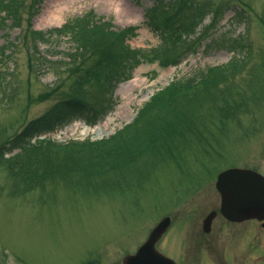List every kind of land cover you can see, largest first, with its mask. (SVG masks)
<instances>
[{"label": "rangeland", "instance_id": "374dc122", "mask_svg": "<svg viewBox=\"0 0 264 264\" xmlns=\"http://www.w3.org/2000/svg\"><path fill=\"white\" fill-rule=\"evenodd\" d=\"M7 1L13 16H4L0 7V147L15 142L5 158L18 152L15 138L27 124L58 101L74 96L87 108L46 137L57 143L103 140L132 123L172 81L228 66L234 53L243 60L211 90V100L180 111L187 119L171 141L112 184L106 178L87 185L75 176L27 178L18 167L1 164L0 264H121L147 237L161 209L183 198L194 179L237 161L245 166L257 160L264 171V0H185L205 17L195 36L183 38L190 47L177 49L180 65L166 68L148 54L164 45L149 22L161 8L153 9L154 0H68L60 16L44 23L39 19L48 0ZM89 12L109 29H137L126 44L147 53L127 81L100 92L109 107L95 103L99 94L92 84L76 85L93 60L90 51H76L69 37L53 31ZM239 14L245 23L238 22ZM127 86L132 90L124 93ZM213 197L215 192L207 202Z\"/></svg>", "mask_w": 264, "mask_h": 264}, {"label": "trees", "instance_id": "16d2710c", "mask_svg": "<svg viewBox=\"0 0 264 264\" xmlns=\"http://www.w3.org/2000/svg\"><path fill=\"white\" fill-rule=\"evenodd\" d=\"M154 3L153 9L156 6L161 8L150 14L149 22L152 31L162 37L164 45L148 51V54H152V60L159 67L179 65L183 57L177 58L176 51L190 47L183 38L198 33L196 29L203 22L205 13L185 0H154ZM9 4L7 0H0L4 16H13ZM237 18L239 23H245L242 14ZM107 26L89 12L67 22L57 32L69 37L76 51L82 54L90 51L93 60L76 79V85L81 88L85 84H92L99 94L95 103L102 102L109 107V98L100 92L127 81L147 53L132 50L126 44L129 38L136 35L135 28L110 30ZM36 35L44 38L47 33ZM242 60L234 53L228 66L201 71L184 81L171 82L153 94L132 123L103 140L85 139L65 144L50 139L38 140V136L73 121L87 108L82 100L74 96L58 101L43 115L29 122L19 134L16 154L5 158L15 141L0 147V165L5 163L8 167H18L27 178L36 174L43 178L75 176L82 185L94 179L106 178L108 184H112L111 180L116 175L123 177L143 156L155 154L158 148L171 141L175 128L183 125L180 122L187 119L184 115L180 116V111L211 100V90L225 82ZM33 137L36 138L35 142H31Z\"/></svg>", "mask_w": 264, "mask_h": 264}, {"label": "flooded vegetation", "instance_id": "af4514ba", "mask_svg": "<svg viewBox=\"0 0 264 264\" xmlns=\"http://www.w3.org/2000/svg\"><path fill=\"white\" fill-rule=\"evenodd\" d=\"M251 162L245 166L236 162L238 166L223 170L235 167L260 173L258 161ZM223 170L194 179L183 198L166 205L158 214L156 224L168 218V225L154 248L170 264H264V220L231 221L221 213L215 184ZM214 192L215 197L207 202Z\"/></svg>", "mask_w": 264, "mask_h": 264}, {"label": "water", "instance_id": "95a60500", "mask_svg": "<svg viewBox=\"0 0 264 264\" xmlns=\"http://www.w3.org/2000/svg\"><path fill=\"white\" fill-rule=\"evenodd\" d=\"M216 188L221 196L222 214L229 220L256 218L264 220V178L257 173L229 169L218 176ZM167 219L159 223L135 255L126 256L123 264H168L154 248L163 233Z\"/></svg>", "mask_w": 264, "mask_h": 264}, {"label": "bare ground", "instance_id": "6f19581e", "mask_svg": "<svg viewBox=\"0 0 264 264\" xmlns=\"http://www.w3.org/2000/svg\"><path fill=\"white\" fill-rule=\"evenodd\" d=\"M116 1L117 0H106V2H109V3H115ZM48 2H49V5L47 6L46 12H44L41 15V19H39V23H44L49 18L54 17L55 14L60 16L62 13L63 5H65V3L68 2V0H48ZM120 3L121 2H119V4ZM52 5H53V7H52ZM116 11L121 12L122 14L125 13V11L122 8H120L119 6L116 8ZM130 90H132V88L127 86L124 89V91H125L124 93H128Z\"/></svg>", "mask_w": 264, "mask_h": 264}]
</instances>
